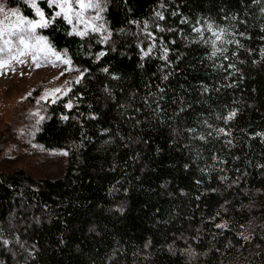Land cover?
<instances>
[{
  "label": "trees",
  "instance_id": "obj_1",
  "mask_svg": "<svg viewBox=\"0 0 264 264\" xmlns=\"http://www.w3.org/2000/svg\"><path fill=\"white\" fill-rule=\"evenodd\" d=\"M262 8L108 0L106 42L38 29L87 71L34 132L66 151L62 175L0 169V264H264Z\"/></svg>",
  "mask_w": 264,
  "mask_h": 264
},
{
  "label": "rangeland",
  "instance_id": "obj_2",
  "mask_svg": "<svg viewBox=\"0 0 264 264\" xmlns=\"http://www.w3.org/2000/svg\"><path fill=\"white\" fill-rule=\"evenodd\" d=\"M97 2L99 9L83 10L81 17L83 23H78L74 18L70 25L72 30L75 28L77 31L85 30L86 26L100 27L98 33L105 39L109 34L104 18L108 0H97ZM37 5L42 10L38 2ZM0 7L3 8L0 12V29L12 28L21 17L28 20L39 19L36 15L33 17L25 15L20 7L9 5L5 0H0ZM72 7L77 12L81 11L78 4ZM33 11L35 13L34 9ZM97 16L100 19H96ZM37 33L46 37L38 29ZM51 49L52 51L47 54L37 53L42 65L40 67H36L32 63L31 55H27L21 57L25 61L23 64L13 61L7 71L0 70L1 170L22 168L33 176L48 177L60 176L64 171L65 150L60 147H43L34 140L33 133L39 125L37 120L45 114L43 105L45 100H41L40 97L60 89V92L48 96L49 100L55 99L66 91L71 81L79 77L82 69L71 62L63 63L62 60L70 61L67 55L52 46ZM12 53L16 54V49H13ZM57 55L61 56V61L56 59ZM34 113L38 115H33Z\"/></svg>",
  "mask_w": 264,
  "mask_h": 264
},
{
  "label": "snow or ice",
  "instance_id": "obj_3",
  "mask_svg": "<svg viewBox=\"0 0 264 264\" xmlns=\"http://www.w3.org/2000/svg\"><path fill=\"white\" fill-rule=\"evenodd\" d=\"M26 3L30 4V7L35 10V15L39 17L38 20H28L25 18H20L18 20V23L14 24L12 28H3L0 29V70L7 71L9 65L15 61L16 63L23 64L25 61L21 59L22 56L31 55L32 57V63L36 67H40V57L37 55L38 52L40 53H49L52 51L51 46L48 42V39L44 36H41L37 33V29H43L47 28L51 23L52 20L57 17H62L68 24L73 23V19L75 18L78 23H83V20L81 17L83 16V10L93 8V9H99V3L97 0H41V2L46 3L50 9H53V15L52 17L45 18L44 12L38 7L37 0H25ZM253 3H261V0H253ZM78 4L81 11L77 12L73 9V5ZM55 9H59L56 11ZM3 11V8L0 7V12ZM262 12H264V8L261 9ZM176 13H173L175 15ZM156 15L163 19V15L159 12L156 13ZM235 17H233L234 19ZM96 19H100L99 16L96 17ZM185 22V21H182ZM147 27V25H145ZM209 30H211L212 26H208ZM89 30L92 32H99L101 29L100 27L95 26H86L85 30L83 31H77L75 28H73L72 32L69 34L72 35H79L81 37H84L89 34ZM196 32H200L199 28L193 29ZM226 30L221 29L220 32H213V36L215 37L214 40L211 41L213 46V53L212 55H216L217 52L222 51L221 49L216 48V42L219 41L223 43V33ZM150 35V34H149ZM241 36L244 35V33H240ZM107 37H105L103 42H106ZM233 43H236L239 45V41H232ZM154 46V45H153ZM16 49V54L12 53V50ZM151 51V48H149L148 52L145 53V55H148ZM66 55V53H65ZM104 53L100 52L97 55V59L100 58V56H103ZM167 55V51H165V57ZM56 59L58 61H61V56L57 55ZM63 63H70L68 60H62ZM229 67H233V65H229ZM14 70V69H13ZM87 70L85 69L84 72ZM103 71H107V69H104ZM84 72H81V77L77 78V82H79V79L83 77ZM60 89L53 90L52 93H45L43 96L40 97L41 100L48 99L49 95H54V93L60 92ZM53 102H55L53 100ZM39 103V101H37ZM71 104L66 105V107H71ZM33 115H38L34 113ZM235 115L234 113L230 114L227 119H231L232 116ZM44 117H40L39 120H37V124L40 123L41 120H43ZM63 119H67V117H63ZM194 131V130H192ZM223 131V130H221ZM200 139H204V137H200ZM220 227V225H218Z\"/></svg>",
  "mask_w": 264,
  "mask_h": 264
}]
</instances>
